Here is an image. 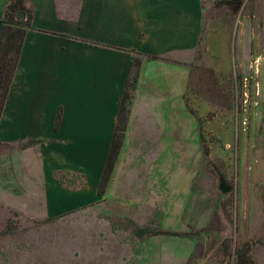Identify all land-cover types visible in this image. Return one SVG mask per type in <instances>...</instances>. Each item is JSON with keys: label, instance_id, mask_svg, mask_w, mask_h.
Masks as SVG:
<instances>
[{"label": "rangeland", "instance_id": "rangeland-1", "mask_svg": "<svg viewBox=\"0 0 264 264\" xmlns=\"http://www.w3.org/2000/svg\"><path fill=\"white\" fill-rule=\"evenodd\" d=\"M204 31L175 132L123 136L96 203L47 221L0 184V264H264V0H206Z\"/></svg>", "mask_w": 264, "mask_h": 264}, {"label": "crops", "instance_id": "crops-1", "mask_svg": "<svg viewBox=\"0 0 264 264\" xmlns=\"http://www.w3.org/2000/svg\"><path fill=\"white\" fill-rule=\"evenodd\" d=\"M10 2L0 0V65L11 70L0 118V145L8 146L0 184L10 186L2 198L18 211L36 201L40 216L55 221L102 197L126 91V139L175 132L206 0H23L25 16L13 22ZM64 171L81 175L84 187L68 190L56 176Z\"/></svg>", "mask_w": 264, "mask_h": 264}, {"label": "trees", "instance_id": "trees-1", "mask_svg": "<svg viewBox=\"0 0 264 264\" xmlns=\"http://www.w3.org/2000/svg\"><path fill=\"white\" fill-rule=\"evenodd\" d=\"M224 1H228V0H224ZM18 12H24L23 0H11L10 4L8 5L6 9V18L13 22L15 21L16 14H18ZM13 49L14 51H16V53L19 52V47L16 44L15 46L12 45L11 50ZM134 66H139V61H135ZM10 79H11V70L9 68V65L7 63L0 65V118L4 110V104H5V100L8 94V90H9ZM129 97H130V94L129 92L126 91L124 98H123V102H122V107H121V111L119 115V124L117 127V132L114 136L112 150L110 152L108 162H107V165H106L103 177H102V181L100 183L99 194H103L101 193V189L103 188L111 172L113 171L115 162L117 160V156L119 154V149L121 147V143H122L123 136H124L123 131L125 129V125L127 122V113L129 112V106H130L129 105L130 102L128 99ZM36 141L38 140H30L29 143H34ZM68 174L72 175V177L74 178L82 177V176H76L75 174H71L68 171L60 172V174L57 173L56 176L60 180L63 178V181L66 182L67 180L66 175Z\"/></svg>", "mask_w": 264, "mask_h": 264}, {"label": "water", "instance_id": "water-1", "mask_svg": "<svg viewBox=\"0 0 264 264\" xmlns=\"http://www.w3.org/2000/svg\"><path fill=\"white\" fill-rule=\"evenodd\" d=\"M19 15H20L21 17H24V16H25V14H24L23 12H21ZM219 187H220V189H221L223 192H225V193L230 192L231 189H232V186L228 185V184L225 182L224 179L221 181Z\"/></svg>", "mask_w": 264, "mask_h": 264}]
</instances>
